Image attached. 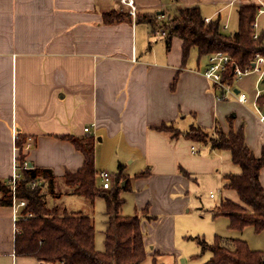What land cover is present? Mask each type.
Instances as JSON below:
<instances>
[{
  "label": "crops",
  "instance_id": "crops-1",
  "mask_svg": "<svg viewBox=\"0 0 264 264\" xmlns=\"http://www.w3.org/2000/svg\"><path fill=\"white\" fill-rule=\"evenodd\" d=\"M257 1L263 11L258 10L256 29L264 32V0ZM242 2L0 0V178L12 177L16 156L22 155L31 167L52 170L56 183L55 192L48 194L50 207L83 213L61 202L74 196L87 208L99 198H83L65 181L68 172L84 164V154L69 137L93 134L97 172L109 170L116 176L122 165L130 181L121 194L123 208L128 194L134 196V213L145 212L148 255L175 247L177 221L187 218L198 201L192 194L194 182L200 189L209 181L223 200L241 202L237 190L225 186L226 174L242 173L231 151L184 135L172 137L158 127L173 123L187 130L199 124L212 131L219 124L228 132L233 114V128L243 127L247 145L261 155L264 119L259 109L264 107L255 86L261 71L236 80V94L221 100L204 75L208 56L200 58L192 50L185 60L180 37L168 41L153 31L162 24L159 16L166 22L180 8L198 6L206 19H219L222 30L233 33ZM155 15L156 25L142 18ZM88 125L90 131L85 130ZM260 179L264 186V167ZM228 238L242 239L237 234ZM15 239L14 208L0 205V264H58L18 255Z\"/></svg>",
  "mask_w": 264,
  "mask_h": 264
},
{
  "label": "trees",
  "instance_id": "trees-1",
  "mask_svg": "<svg viewBox=\"0 0 264 264\" xmlns=\"http://www.w3.org/2000/svg\"><path fill=\"white\" fill-rule=\"evenodd\" d=\"M259 6L257 0H243L239 7V28L233 33H225L219 19L208 22L198 6L180 8L166 21L168 41L173 36L183 40L185 60L192 50H197L200 58L224 51L240 66H251L257 54L264 56V32L258 38L254 37V23ZM119 17L124 16L119 14ZM157 17L155 15L142 18L156 25ZM227 76H231L230 80H233L232 67L228 69ZM257 101L264 107V92L258 95ZM228 118L231 124L228 132L219 124L212 131L199 124H193L187 130H181L173 123H163L158 128L172 137L184 135L202 144L211 143L214 148L231 151L232 160L242 169V173L226 174L225 186L237 190L241 202L222 200L215 215L228 216L231 229L243 230L252 225L257 232H262L264 186L260 173L264 167V153L255 154L245 141L243 127L235 130L232 126L234 115L231 114ZM69 138L84 154V164L77 172H68L65 181L74 188L75 193L91 201L98 195L104 196L108 214L104 249L96 248V228L91 215L61 213L58 207L49 206L48 194L55 192L56 183L52 170L30 167L22 170V177L16 186L18 198L28 199L16 221V253L58 264H144L149 255L142 218L139 214H122L125 200L121 189L130 187L129 178L122 174L123 166L120 165L115 186L110 190L103 189L95 166V136L72 135ZM23 145V140H18V146ZM18 157L21 161L25 160L22 155ZM126 179L124 185L123 181ZM33 181L38 182L37 186H32ZM0 194V205H13L14 191L9 180L0 178ZM149 218L154 219L155 216L150 215ZM196 239L203 252L208 249L212 251L205 264H264V252L251 249L243 239L219 235L212 243L205 238ZM154 264L157 262L154 261Z\"/></svg>",
  "mask_w": 264,
  "mask_h": 264
},
{
  "label": "rangeland",
  "instance_id": "rangeland-1",
  "mask_svg": "<svg viewBox=\"0 0 264 264\" xmlns=\"http://www.w3.org/2000/svg\"><path fill=\"white\" fill-rule=\"evenodd\" d=\"M253 73L256 72L251 71L244 76H252L251 74ZM257 82L258 83L255 82L256 90L261 89L264 91L263 77L260 76ZM213 185V183L206 181L199 189L196 182L192 184L193 198L198 201L197 204L191 205L192 212L185 214L187 218L181 217V219H178L175 240L173 242L175 247L168 250V252L149 255L144 264H154V261H156L157 264H205L210 259L212 251L208 249L203 252L202 246L197 241L196 237L205 238L208 242L212 243L217 235L230 237L231 235L237 234L248 242L251 249L264 252V231L257 232L252 225L245 227L243 231L231 229L229 226V217L225 215H215L217 205L225 197H223L221 191L214 188ZM123 188L121 189V194L124 192L123 190H126ZM58 190H60V188ZM211 193H214L215 196H212ZM123 196L125 197V195ZM98 197L95 205H88L87 208L81 205L79 199H76L77 197L74 196H64L61 202L65 203L69 209L75 207L76 209L80 208L83 210V213H89V215L93 217L96 228V248L102 250L105 245V229L107 227L108 214L106 212L104 196L98 195ZM126 197L127 202L123 208V214L133 215L135 212L134 196H128V194H126ZM83 198L87 197L83 196ZM146 205L150 207V199ZM59 211L62 213L61 210ZM138 213L140 217L143 218L141 214L145 212L138 209ZM153 232L154 231H151L150 236L155 235Z\"/></svg>",
  "mask_w": 264,
  "mask_h": 264
},
{
  "label": "built area",
  "instance_id": "built-area-1",
  "mask_svg": "<svg viewBox=\"0 0 264 264\" xmlns=\"http://www.w3.org/2000/svg\"><path fill=\"white\" fill-rule=\"evenodd\" d=\"M260 11H263V9L259 8ZM158 18L162 19L161 25L156 26L153 33L155 36L158 37H165L168 36V29L166 27V22H164V16H159ZM208 22L210 19H206ZM257 26V20L254 23L255 27V34L254 37L258 38L262 32L258 31L256 29ZM209 63L207 68L204 71V75L210 80L213 87L216 89L217 97L221 100L231 98L236 94L235 92V81L241 78L242 76L246 75L247 73L259 70L261 71V77L264 79V56L257 54L256 59L253 62L251 66L242 67L239 64H237L234 60V58L224 52V51H217L214 53H211L208 55ZM232 67V79L230 80L231 76H227L228 69ZM233 82V83H232ZM258 95L261 94V92H264L263 90L259 89ZM239 100L245 101L246 96L244 94L238 95ZM259 112L261 114V118L264 119V110L259 109ZM92 125L85 126L86 131L91 130ZM27 147H30V144L27 145ZM30 163L28 160L21 161L18 156H16L15 164H14V173L12 177L9 179L13 191H14V199H13V208L16 216V221L19 215H21V210L23 207H25L28 203V199L18 198L16 195V186L17 181L22 177V170L30 168ZM99 177L101 178L102 182V188L108 189L112 188L113 184L115 182L116 176L110 172L109 170H101L98 172ZM38 182L33 181L32 186H37ZM214 196V193L211 194Z\"/></svg>",
  "mask_w": 264,
  "mask_h": 264
},
{
  "label": "water",
  "instance_id": "water-1",
  "mask_svg": "<svg viewBox=\"0 0 264 264\" xmlns=\"http://www.w3.org/2000/svg\"><path fill=\"white\" fill-rule=\"evenodd\" d=\"M263 81H264V79H263ZM124 184V183H123Z\"/></svg>",
  "mask_w": 264,
  "mask_h": 264
}]
</instances>
